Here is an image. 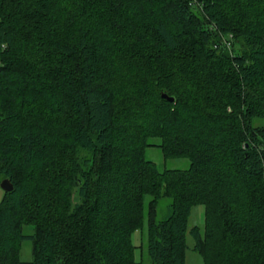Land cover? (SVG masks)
I'll list each match as a JSON object with an SVG mask.
<instances>
[{
  "label": "trees",
  "instance_id": "trees-1",
  "mask_svg": "<svg viewBox=\"0 0 264 264\" xmlns=\"http://www.w3.org/2000/svg\"><path fill=\"white\" fill-rule=\"evenodd\" d=\"M4 177L0 264H145L148 193L153 264L188 230L204 264H264V0H0Z\"/></svg>",
  "mask_w": 264,
  "mask_h": 264
},
{
  "label": "rangeland",
  "instance_id": "rangeland-1",
  "mask_svg": "<svg viewBox=\"0 0 264 264\" xmlns=\"http://www.w3.org/2000/svg\"><path fill=\"white\" fill-rule=\"evenodd\" d=\"M152 143L146 146L145 155L157 162L160 168H186L190 165V158L188 156H166L162 147L157 144L161 142V137L152 136L149 138ZM0 179V202L4 196L5 189L1 185ZM152 198V194L148 193L144 200V219L140 227L135 229L132 234L133 242L137 245L136 247V258L143 259L145 264H153L149 255L148 249V225H149V202ZM172 198L168 195H163L159 198L157 205V218L161 219L169 213V204ZM199 225L201 230H204L205 225V205L203 203L194 204L189 217V227L193 225ZM34 229L32 223L24 225V230L31 232ZM187 242L189 243L187 249V262L186 264H204V258L202 254L194 249L192 246L195 242L194 236L188 230ZM21 257L25 260L33 258V242L31 239H25L21 246Z\"/></svg>",
  "mask_w": 264,
  "mask_h": 264
},
{
  "label": "water",
  "instance_id": "water-1",
  "mask_svg": "<svg viewBox=\"0 0 264 264\" xmlns=\"http://www.w3.org/2000/svg\"><path fill=\"white\" fill-rule=\"evenodd\" d=\"M164 95L167 96V97L170 98V99H173V98H174L173 96H170V95H168V94H166V93H164ZM1 185H2V187H3L5 190H11V189H13V187H14L13 182H12V181L10 180V178H8V177H4V178L1 180Z\"/></svg>",
  "mask_w": 264,
  "mask_h": 264
}]
</instances>
